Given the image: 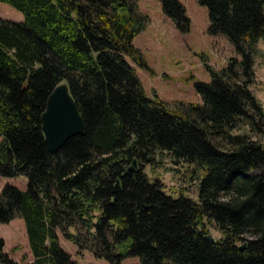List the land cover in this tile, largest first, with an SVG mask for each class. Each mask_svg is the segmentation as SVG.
Segmentation results:
<instances>
[{
	"label": "trees",
	"instance_id": "trees-1",
	"mask_svg": "<svg viewBox=\"0 0 264 264\" xmlns=\"http://www.w3.org/2000/svg\"><path fill=\"white\" fill-rule=\"evenodd\" d=\"M159 1L187 31L182 4ZM0 2L23 16L0 18V176L27 178L26 191L1 189L0 224L23 219L32 260L21 264H75L57 230L111 264H264V146L252 138L264 109L250 90L264 0H197L239 58L195 83L201 104L174 105L147 97L129 62L147 69L132 45L148 21L138 0ZM64 83L84 127L50 153L40 118ZM163 153L194 167L197 201L145 173ZM3 247L0 264H18Z\"/></svg>",
	"mask_w": 264,
	"mask_h": 264
},
{
	"label": "rangeland",
	"instance_id": "rangeland-1",
	"mask_svg": "<svg viewBox=\"0 0 264 264\" xmlns=\"http://www.w3.org/2000/svg\"><path fill=\"white\" fill-rule=\"evenodd\" d=\"M185 9L189 20L187 31H179L175 24L163 13L159 0H138V10L147 16V24L132 40V45L142 57L147 69L135 67L142 83L145 95L156 98L169 105L201 104V98L195 90V83H209L211 72L224 68L232 57L239 58L229 40L223 35L208 33V13L197 0H178ZM0 18L11 22H21L22 14L11 6L0 2ZM254 76L250 90L264 109V43L260 41L253 66ZM249 133L247 127L239 132ZM264 146V136L252 135ZM185 162H175L166 153L156 158L153 170L145 166L144 171L150 178H158L167 195L177 198L179 195L197 197V180L193 179L197 172ZM6 185L16 187L20 191L27 190V178L0 176V191ZM210 236L217 240L221 234L211 225L207 226ZM59 245L70 255L75 264H111L104 259L96 258L91 251L79 253L75 244L68 241L57 230ZM250 238L249 235L245 236ZM0 239L4 242L3 251L18 264L22 258L32 260L27 241L25 226L20 216L10 222L0 224ZM119 264H141L138 257H128Z\"/></svg>",
	"mask_w": 264,
	"mask_h": 264
},
{
	"label": "water",
	"instance_id": "water-1",
	"mask_svg": "<svg viewBox=\"0 0 264 264\" xmlns=\"http://www.w3.org/2000/svg\"><path fill=\"white\" fill-rule=\"evenodd\" d=\"M41 130L48 151L58 152L68 140L83 131V120L66 83L58 85L48 96L46 107L41 115ZM136 168L133 161L128 172ZM212 239L211 236L207 237Z\"/></svg>",
	"mask_w": 264,
	"mask_h": 264
}]
</instances>
